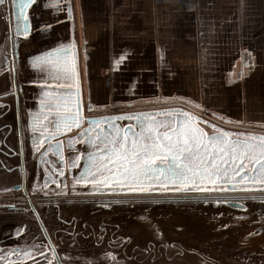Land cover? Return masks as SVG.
I'll use <instances>...</instances> for the list:
<instances>
[{"label":"crops","instance_id":"obj_1","mask_svg":"<svg viewBox=\"0 0 264 264\" xmlns=\"http://www.w3.org/2000/svg\"><path fill=\"white\" fill-rule=\"evenodd\" d=\"M9 8L0 7L2 96L12 92L6 49L21 19ZM25 15L15 78L27 143L29 132L65 133L85 111L181 109L222 127L264 129V0H34ZM0 113L10 143L12 97ZM17 183L0 170V189Z\"/></svg>","mask_w":264,"mask_h":264},{"label":"flooded vegetation","instance_id":"obj_2","mask_svg":"<svg viewBox=\"0 0 264 264\" xmlns=\"http://www.w3.org/2000/svg\"><path fill=\"white\" fill-rule=\"evenodd\" d=\"M11 1L4 0L0 7H11L16 0H13V3H10ZM10 34L9 46L6 49V66L9 70L14 67L15 73L16 64L20 61L22 32L14 30ZM84 116L98 118L99 125L96 126V131L102 133L107 128L103 126L102 121L106 119L108 123L107 118L112 115L107 111H85ZM0 117L2 120V113ZM1 120L0 170L15 172L18 183L14 187L0 189V264H141L142 259H137L140 257L138 253L126 255L125 250L131 240L130 237L119 235L120 229L128 227L133 237L136 234L140 235L139 227L135 228L131 225L130 219H125V215L116 216L119 224L111 225L108 223V214L134 206L139 207L142 203H145V206L155 207L157 205L153 202H157V199L151 195L163 193L154 190L144 192L113 190L106 194L76 195L68 186H65V180L72 181L70 178L72 167L65 162L66 150L68 153L75 146L74 143L68 142L69 139L82 134L86 129L69 132L59 144L55 145H50L47 141L58 135L59 130L52 131L50 135L43 130L37 134L29 132L30 142L28 143L24 141L20 130V134L14 136L8 143L2 139L7 134L3 129H8L9 124ZM32 135L36 138L34 141ZM66 142L68 145L63 149V144ZM21 162H23L22 166ZM73 165H77V160H74ZM17 187L21 188L16 189ZM166 193L175 195L171 196V201L166 204L188 202L201 206L211 205L212 212H224L222 207L230 208L223 206L222 203L232 202L240 205L242 209H231V212L225 216L216 217L218 220L213 225L215 233L213 240L220 253L212 256L211 259H204L203 255L186 252L179 246L176 247L177 242L170 241L163 246L164 250H174L170 253L165 250L169 255H165V261L162 264H225L224 262L226 264H264V190L225 193L218 192L212 187L200 193L173 191ZM190 199L198 200L189 202ZM75 208L82 209L83 215L78 220ZM138 218L144 219V217ZM197 224L205 225L202 221H198ZM183 225L193 230L200 227L190 226L186 221L185 223L183 221ZM222 231L227 232L223 235L226 240L234 235L232 232L240 231L239 241L224 240L221 236ZM153 233L156 237V229ZM134 241L133 239L132 242ZM253 241L262 243L253 245ZM82 245L90 253L82 251ZM148 246L156 248V251L160 249L155 243H148ZM137 248L140 247L133 246L136 252H138ZM158 257L155 252L143 258V262L144 264L149 261L154 263ZM244 257L247 258L245 263H242Z\"/></svg>","mask_w":264,"mask_h":264},{"label":"rangeland","instance_id":"obj_3","mask_svg":"<svg viewBox=\"0 0 264 264\" xmlns=\"http://www.w3.org/2000/svg\"><path fill=\"white\" fill-rule=\"evenodd\" d=\"M4 57V55H3ZM2 57V59H3ZM116 111L114 112H122L118 108H114ZM163 113H158V111H141L139 113H128V114H111L112 116L108 117V123L107 120L104 119L102 121L103 126L107 127L103 130L102 133L99 131L97 132L96 126L99 124H89L86 125V128L83 133L87 132V134H80L76 136L75 138H70L68 142L74 143V148L69 150L67 153L66 150V157L65 162L69 164V166L72 167V175L70 178H72V181L65 180V186H68L69 189H71L72 192H75V194H81V193H91V194H106L111 191H119L123 192L126 191H132L129 190V185L127 181H119V177L116 176L117 167H111V184H102V183H93L92 182V176L89 175V173L97 174L99 172V175H97V180L102 179L104 176H109L110 173L108 171V166H106L103 169L98 168V165L101 160L102 153L98 149H103L105 147V143L108 144L109 148V154L112 153L111 148V141L116 140L118 137L123 143L124 141V135L125 133H128V146L131 147L133 145L134 141L137 142H143V139L145 136L149 135V132L147 129H151V136L154 139L157 132L161 134V138L164 137V134L171 136L172 140L175 141L177 133L183 132L185 129H191V128H199L201 131L207 133L209 136L214 133V129L216 131H225V132H232V133H240L241 135L237 137L236 135H233L230 137L231 140L241 139L244 140L247 137H253L254 139L251 140L252 144H259L260 140L259 138H264V129H257L253 127H246L243 129H247L246 131H242L239 129H235L233 127H228L223 125L221 126L220 123L214 121L212 117L200 113V112H191L189 114H185L180 109H168L164 110ZM192 111V110H191ZM112 112V111H109ZM144 114H149L147 117H145ZM159 114V115H158ZM162 115V116H161ZM122 116V117H132L131 119H120L116 120L113 119L114 117ZM199 119V120H198ZM155 121V124L152 123V121ZM211 123V125H217L220 124L221 127H219L218 130L216 128L211 127L210 125L205 124L204 122ZM159 125V127H157ZM213 125V126H214ZM102 126V127H103ZM217 127V128H218ZM232 128V129H230ZM134 134V135H133ZM99 141V142H98ZM68 142L63 144V149L65 146L68 145ZM62 146V144H61ZM211 150V149H210ZM257 152H259V149H256ZM61 157L64 158V155L61 154ZM132 157H130L131 159ZM207 159V157H204ZM67 160V161H66ZM71 161L77 160V165H73V162ZM158 163V162H157ZM190 167H195V164L199 163L198 159L190 160L189 162ZM149 167H156L155 165H148ZM160 167H163V165H160ZM234 167V166H233ZM221 172L225 175V172L221 170ZM78 174V176L76 175ZM228 179L234 178L233 181H243V175L242 173L240 176H232L231 171L229 170L228 173ZM252 170H249V176H253ZM149 177H152L151 179ZM221 180H227V179H221ZM152 183H157L156 185L152 186ZM173 183H177L174 182ZM208 183H202L199 180H197L195 185H192L189 183L187 187L197 188L200 190L208 189L214 187V190H220V187H217L215 189V186H209ZM185 186V185H183ZM133 187L140 188L143 187L147 189L146 191H157L162 192L163 194H156L151 195L154 198L157 199V202L155 205L157 206H145V203L141 206H134L133 208H127L119 212H111L108 214V223H111V225L117 226L119 224V221L116 219V216L118 215H125V219H130L129 222H131V225H134L135 228L137 226L140 230V235L136 234L134 237L132 236L131 232H129L130 227L126 229H120L119 235L122 237H130L129 245L126 247V255L129 253H138L140 257H138V260H141V264H144L143 258L146 256H151L153 253L156 252V255L158 259L154 263H147V264H162L165 261V255H169L166 252H173L172 249H165L164 245H167L166 243L170 241L177 242V246L185 250L186 252H192V253H198V255H203L202 257L204 259H211L212 256H215L216 254L220 253L215 247V243L213 240L214 237V222L218 220L216 217H223L227 213L231 212V209H226L225 207H222L224 212H212L213 208L211 205L201 206L198 204H189L186 203H179V204H166L167 202L171 201V196H175L174 194H168L166 192L174 190V186L172 184V180L166 179L164 176L160 175L159 170L157 169V172L152 170V173H144L140 176L139 182L134 184ZM179 187V186H176ZM182 187V186H181ZM264 189V185L262 186H252V189ZM186 188V187H183ZM180 189V188H179ZM187 189V188H186ZM245 189L246 186L241 188V190ZM248 189V188H247ZM134 192H144V191H134ZM163 201H166L165 203H162ZM162 205V206H159ZM76 210V218L77 220L80 219L79 217L83 214H81L82 209L75 208ZM130 213V214H129ZM138 217H144V219H139ZM146 219V220H145ZM221 219V218H219ZM183 221L187 222V224L195 225L199 228L196 230H193L192 228H186L183 225ZM198 221H202L205 223V225H199L197 224ZM156 223V224H155ZM155 224V225H154ZM133 228V227H132ZM156 229L157 235L155 237L153 231ZM227 232L222 231L221 236L223 237L224 234ZM234 235H231L230 239L226 240L230 242L232 239L235 241H239L240 238V231L232 232ZM138 235V237H137ZM135 240L134 243L132 242L133 239ZM155 238V239H154ZM148 243L150 244H158V249L156 251V248H152L148 246ZM253 245H258L262 242L253 241ZM85 244V243H84ZM137 245L140 248H137L138 252L133 249V246ZM85 246L82 245V251L88 252L85 248ZM124 247V248H125ZM223 248H225L223 246ZM133 249V250H132ZM222 253V252H221ZM137 255V254H136ZM210 255V256H207ZM247 257L242 258V263H245ZM188 258H186L187 260ZM226 264V262H224ZM228 264V263H227Z\"/></svg>","mask_w":264,"mask_h":264},{"label":"snow or ice","instance_id":"obj_4","mask_svg":"<svg viewBox=\"0 0 264 264\" xmlns=\"http://www.w3.org/2000/svg\"><path fill=\"white\" fill-rule=\"evenodd\" d=\"M33 2L34 0H17L21 18L17 25L18 31L27 33L28 16L25 15L24 10ZM3 3L4 0H0V5ZM67 7L68 14L71 15L70 3ZM37 59L40 58L37 57ZM144 115L147 117L149 114ZM125 118L131 119L132 117L117 116L113 119ZM79 120L80 117H76L73 120V125H76ZM152 123L155 124V121L153 120ZM147 131L149 135L144 137L142 143L134 141L133 145L129 147L128 133H125L123 143L119 137L111 141V154H109L107 143L103 149H98L102 153L98 168L103 169L108 166L110 175L97 180L99 172L97 174L89 173L92 176V182L111 184V167H117L116 176L119 177V181L128 182L129 190L146 191L147 189L143 187L135 188L133 185L138 183L140 176L149 170L148 165H155L153 171L158 169L160 175L183 184L186 188L189 183L195 185L197 180L202 183L215 184L217 180L228 179L229 170L233 177L243 173L245 180L249 178V170H252L253 182L264 184V138H259V144H252L253 137H247L244 140L230 139L233 135L239 137L240 133L214 129V133L209 136L199 128H191L178 132L175 141H173L171 136L166 133L161 138L159 132L153 139L150 134L151 129L149 128ZM83 134H87V132ZM256 149H259V152ZM130 157L132 158L130 159ZM193 159H198L199 163L195 167H190L188 162ZM71 162L74 161L70 160ZM221 170L225 172L223 177L220 174ZM187 190L192 189L187 188Z\"/></svg>","mask_w":264,"mask_h":264},{"label":"water","instance_id":"obj_5","mask_svg":"<svg viewBox=\"0 0 264 264\" xmlns=\"http://www.w3.org/2000/svg\"><path fill=\"white\" fill-rule=\"evenodd\" d=\"M13 1V0H12ZM10 2V3H13V2ZM13 5V8L15 6V8H19L18 7V3H17V0L15 1ZM31 6V4L24 10L25 11V14L27 13V10L28 8ZM10 39H11V34H10ZM76 56V55H75ZM11 72H12V76H13V84H12V92L8 93L7 95H0V100H2L3 98H6V97H12L14 99V102H15V114H16V119H17V125H18V134H20V130H21V127H20V115H19V105H18V91H17V86H16V81H15V73H14V67H12L11 69ZM181 110V109H180ZM165 112L164 110L163 111H158V113H163ZM182 112H184L185 114H189L187 111L185 110H182ZM159 115V114H158ZM190 115V114H189ZM77 117H80V120L78 121V123L76 125H73V119L72 121H70L71 123L69 125H73L71 126L70 128L67 126L66 127V132L65 133H60L56 136H54L52 139H51V143H49L50 145H55V144H59L61 142V140L71 131H76L78 130L80 127H82L84 124L85 125H89L90 123L94 122L95 124L99 123L98 121V118H95V117H84L82 115V113H80ZM199 120V119H198ZM204 122V121H203ZM205 124L207 125H210L211 127L213 128H216L218 130H221L213 125H211L210 123H207V122H204ZM184 131V130H183ZM23 165V162H21V166ZM197 165V164H195ZM155 168V167H149V170L146 172V173H149L151 174L152 173V169ZM154 172V171H153ZM157 172V170H156ZM221 176H225L222 172L220 173ZM243 175V173H242ZM150 179L152 177H149ZM253 178H254V175L249 176L248 179H243V181H233L232 180L234 178H230V179H227V180H217L215 184H212V183H208L210 184L209 186H215V187H220L221 189L220 190H217L218 192H225V193H233V192H243V191H260V190H264L262 188L260 189H252L251 187L252 186H262L264 184L262 183H259V182H253ZM24 184V183H23ZM22 184V188H23V185ZM157 183H152L151 185L154 186L156 185ZM172 184L174 186V190H172L173 192H179V193H200V192H204L205 189L203 190H200V189H197V188H192V187H187V188H191L192 190H187L186 188H183V187H186V186H183V184H180V183H173L172 181ZM176 186H179V187H176ZM182 186V187H181ZM246 186V190L243 189L241 190V188L245 187ZM18 188H21V187H17L16 189ZM180 188V189H179ZM248 188V189H247ZM25 196H26V193H24ZM223 206H226L227 208H230L232 210H239V209H242L240 205H237V204H234L232 202H224L222 203ZM34 211V210H33ZM35 213V212H34ZM36 215V213H35ZM38 221H39V224H40V220L38 218V216L36 215ZM40 227L42 229V231H44V228L41 226L40 224Z\"/></svg>","mask_w":264,"mask_h":264},{"label":"trees","instance_id":"obj_6","mask_svg":"<svg viewBox=\"0 0 264 264\" xmlns=\"http://www.w3.org/2000/svg\"><path fill=\"white\" fill-rule=\"evenodd\" d=\"M196 200H198V199H190L189 202H193V201H196Z\"/></svg>","mask_w":264,"mask_h":264}]
</instances>
